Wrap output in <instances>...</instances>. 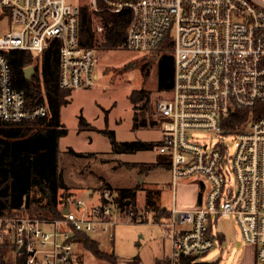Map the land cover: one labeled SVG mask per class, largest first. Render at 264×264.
I'll use <instances>...</instances> for the list:
<instances>
[{
    "label": "built area",
    "instance_id": "2783aa9c",
    "mask_svg": "<svg viewBox=\"0 0 264 264\" xmlns=\"http://www.w3.org/2000/svg\"><path fill=\"white\" fill-rule=\"evenodd\" d=\"M97 1L91 0L95 11ZM102 1L110 13L131 14L124 43L129 51L150 56L167 38L173 41L172 94L158 101L156 109L164 120L158 150L167 157L168 189L174 195L168 219L160 222L170 242L169 264L208 254L221 242L222 235L214 229L228 218L238 224L244 243L255 248V264H264V117L246 130L223 127L232 110L264 101V0ZM81 6L67 0H0V17L9 16L16 28L0 35L2 122L52 117L43 83L44 102L38 106H30L25 92L15 88L9 51L32 53L35 73L43 79L44 53L57 41L60 88L76 91L95 85L98 56L95 48L80 43ZM96 31L101 34L104 27ZM197 132L232 138L233 152L224 141L215 146L201 142ZM192 178L202 188L198 203L178 209L175 191L180 181ZM60 208L59 219L0 218V246L26 264H76L78 234H110L121 213L110 189L100 194L96 205L87 206L73 196ZM149 213L136 215L137 220H147Z\"/></svg>",
    "mask_w": 264,
    "mask_h": 264
},
{
    "label": "rangeland",
    "instance_id": "374dc122",
    "mask_svg": "<svg viewBox=\"0 0 264 264\" xmlns=\"http://www.w3.org/2000/svg\"><path fill=\"white\" fill-rule=\"evenodd\" d=\"M67 2L82 5L81 7L87 6L96 29L102 26L101 15L107 12L102 0L97 1L99 11L92 9L91 0H67ZM12 28L16 29L12 26L9 16L0 17V35ZM96 35L98 42H101L102 36L98 33ZM97 54L101 59L96 69L95 85L92 88L73 91L69 97V103L61 110L60 120L67 130V135L60 140L59 150L65 169L64 173L72 183H69V190L59 192V197L65 202L73 196H78L87 206H92L99 203L100 194L104 190L110 189L115 197H118L119 189H138L135 200L130 199V203L134 201L132 205L130 204L131 211L119 214L113 232L107 235L92 234V238L99 244L102 251L108 254L115 253L119 257V264H169L170 242L164 239L163 226L160 224L165 220L160 221L152 211L149 215H145L147 220L142 222L136 217L145 211L149 212L146 200L148 190H162L161 208L169 211L173 207L174 195L168 189L171 182V171L167 165V157L160 153L159 146L148 151L120 152L119 148L113 147V141L103 132L114 131L116 141L119 143L138 141L160 143L164 120L156 113L157 103L161 97L170 98L172 90L163 92L158 90L161 75L160 60L149 62L151 73L146 80L137 67L126 73L125 80L119 81L115 75L116 70L126 65L134 68L132 61H140L148 56L132 54L126 62L118 64L107 60L109 52L104 51ZM110 55H113V52ZM36 73L39 76L37 70ZM140 89L148 91L150 96L147 111L141 112L140 118L148 121L159 119L162 122L161 127L152 126L136 130L133 128L135 112L129 96L133 90ZM194 135L201 142L212 146L224 141L229 151L233 152L232 138L223 140L216 132H197ZM70 149L83 156H73L69 153ZM128 164H159V166L157 165V168L150 173L143 174L138 166L130 167ZM201 191V185L195 178L180 181L175 191L177 208H194ZM132 211L135 212L134 216H131ZM23 215L29 216L26 211ZM214 233L224 236L225 241L222 244L218 243L205 256L199 257L197 262L201 264H242L250 245L244 243L236 221L233 218L223 220L214 229ZM4 256L6 260H13L14 264L17 263L10 251ZM75 259L76 264H107L99 261L82 243L78 242V239Z\"/></svg>",
    "mask_w": 264,
    "mask_h": 264
},
{
    "label": "trees",
    "instance_id": "16d2710c",
    "mask_svg": "<svg viewBox=\"0 0 264 264\" xmlns=\"http://www.w3.org/2000/svg\"><path fill=\"white\" fill-rule=\"evenodd\" d=\"M88 10V7L84 5L81 7L79 16V35L82 46L95 48L97 53L109 52L107 60L118 64L126 62L132 54H136L129 51L124 45L131 20L129 12L114 14L107 11L102 13L101 24L104 31L100 34L102 41L98 42L96 27ZM173 47L172 38H167L152 55L140 61H132L131 64H134V68L126 65L116 70V78L123 81L126 79L128 71L139 67L138 70L146 80L151 73L149 62L160 60L161 75L158 90L159 92L172 90L174 83ZM111 52L113 55H110ZM7 56L12 67L14 86L17 90L25 92L30 106H38L44 102L43 83L52 117L23 124H10L0 120V218L23 215L26 211L29 217L59 219L62 217L60 204L64 202L63 199H60L59 192L69 190V183H72L64 173L65 169L59 150L60 140L67 135V130L62 126L60 117L61 110L69 103V97L73 91L62 90L59 86L58 42L52 41L51 46L44 53L43 79L39 78L37 73L30 80L25 77V69L35 64H33L32 53L14 50L9 51ZM100 59L98 58V62ZM129 99L134 106L133 128L135 130L162 126L159 119L148 121L140 118V113L146 112L150 103L148 91L133 90ZM162 99L165 98L161 97L160 100ZM261 117H264V101L257 102L252 108L232 110L229 116L223 120V127L229 131L246 130L253 121ZM103 134L109 136L113 141L114 148L123 147L126 153L154 150L161 144L143 141L119 143L116 141L114 131H104ZM69 153L76 157L83 156L77 154L73 149H70ZM128 165L130 167L138 166L143 174H148L157 168V165L159 166V164ZM167 165L169 166L168 162ZM137 191L138 189L118 190L119 196L115 197V202L121 213L131 211L134 201L130 203L131 205H127V202L130 199L135 200ZM161 194L162 190L159 189L148 190L146 194L147 209L149 212H154L155 217L159 220L168 219L167 210L161 208L160 205ZM104 203L106 201H103ZM78 242L82 243L99 261L107 264H119V257L115 253L108 254L102 251L91 235L78 234ZM7 252L9 253V249L6 246H0V264H14L13 260H6L4 255ZM198 258H183L181 264H201L197 262ZM16 260V264H26L23 257H18Z\"/></svg>",
    "mask_w": 264,
    "mask_h": 264
},
{
    "label": "crops",
    "instance_id": "0c3cea01",
    "mask_svg": "<svg viewBox=\"0 0 264 264\" xmlns=\"http://www.w3.org/2000/svg\"><path fill=\"white\" fill-rule=\"evenodd\" d=\"M164 220H166V218H163ZM162 221V220H160ZM225 241V237L222 236L221 237V244ZM256 251L254 248L252 247H248V251L247 254L245 256V258L242 260V264H255V260H256Z\"/></svg>",
    "mask_w": 264,
    "mask_h": 264
},
{
    "label": "water",
    "instance_id": "95a60500",
    "mask_svg": "<svg viewBox=\"0 0 264 264\" xmlns=\"http://www.w3.org/2000/svg\"><path fill=\"white\" fill-rule=\"evenodd\" d=\"M24 73H25V77L30 80L32 78V76L34 75V73H35V67L34 66H30V67L26 68L25 71H24ZM119 151L120 152H124L125 149L123 147H121L119 149ZM127 205H130V201L127 202ZM68 212H69V206L67 205L66 208H65V210L63 211V213L64 214H67ZM24 251H25V248L22 247L20 249V252L23 253Z\"/></svg>",
    "mask_w": 264,
    "mask_h": 264
}]
</instances>
